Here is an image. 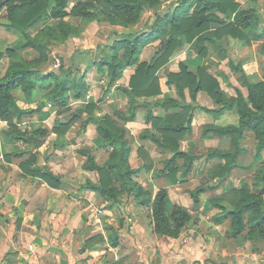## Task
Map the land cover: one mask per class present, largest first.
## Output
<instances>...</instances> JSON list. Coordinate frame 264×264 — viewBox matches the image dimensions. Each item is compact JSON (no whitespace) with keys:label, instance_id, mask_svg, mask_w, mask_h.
Masks as SVG:
<instances>
[{"label":"trees","instance_id":"trees-1","mask_svg":"<svg viewBox=\"0 0 264 264\" xmlns=\"http://www.w3.org/2000/svg\"><path fill=\"white\" fill-rule=\"evenodd\" d=\"M173 6L160 15L154 12V20L149 31H130L128 28L140 21L141 13L149 6L159 8L164 4ZM5 10V23H0L15 34L16 39L0 51V58L6 56L7 65L0 76V120L6 123L4 135L13 142L26 145L12 154H4L9 159L14 156L28 155L20 163L24 173L38 177L52 187H64L68 181L46 163L40 164L38 148L44 143L49 130L44 127H21L19 121L26 116L41 111L43 102H37L34 108L20 107L16 101L15 91L20 89L28 102H33L37 91H43L49 102L60 108H68L71 102L80 100L88 90L85 80L87 70L95 65L100 75L107 79L109 85L130 70L128 86L121 89L129 100L127 113L115 110L97 117L93 109L95 103L75 107L71 118L66 123L52 127L56 134H64L72 123L85 112L87 116L81 121L80 131L88 123L96 125V132L101 138L99 148L106 151L107 157L100 164L89 147H80L77 152L83 156L82 168L95 171L96 183L86 179L81 186L101 195L110 204L118 203L123 196H131L137 205L150 209L153 227L157 233L174 237L189 222L192 213L179 204L172 206L169 215L166 213L167 190L160 187L154 196L146 187L134 179L142 169L149 170L153 162L142 148H138L141 163L131 167L128 158L131 153V139L127 135L125 124L135 119V110L140 105L149 106L145 121H151L157 134L144 132L141 138H149L161 147L172 149L173 154L165 158L159 175L170 183L183 182L192 171L201 154L179 149V141L190 131L192 111L196 108L207 112H221L223 109H234L238 115L237 124L220 126L204 124L202 133H214L229 138V148L209 147L204 159H215L216 162L205 178L189 195L194 203L206 188H215L237 164V158L244 148L241 139L245 130L253 132L256 145L255 153L264 149V76L253 80L245 73L240 63L228 60L233 73L238 74V82L247 89L244 98L236 88L237 96L227 97L221 84L201 66L195 71L181 63L178 72H169L165 85H172L174 98H164L161 102H138V96H151L161 92L157 70L168 61L171 54L181 47L183 40L191 43L197 53L205 56L208 48H218L221 54L224 49L220 43L223 34L244 38L262 39L264 31L259 32L260 18L255 7L241 8L238 0H0V10ZM228 11L233 13L232 20L227 19ZM80 18L84 23L94 20L107 21L110 24L123 26L115 32L116 39L105 49L97 46L96 58L92 49L75 50L71 64L65 66L60 60L58 70H47L54 61L50 56V46L63 43L68 37L78 35L82 25L75 21ZM158 40L151 60H140V54L147 42ZM85 64L79 71L76 60ZM185 88H188L190 101L186 100ZM206 91L212 97L217 108L193 106L198 91ZM161 106L164 109L177 107L179 110L159 127L160 117L152 115V108ZM171 119V120H170ZM46 160L47 157L44 155ZM181 161V162H179ZM223 161V162H221ZM181 164V165H179ZM179 167L181 171L179 172ZM256 176L263 182L261 188L254 190L246 182L238 188L229 190L234 195L233 202L221 203L220 198L211 199L214 207L219 209L214 220L220 222L229 219V235L239 236L245 231L247 239H264V164L256 171ZM256 178V177H255ZM258 180V179H257Z\"/></svg>","mask_w":264,"mask_h":264},{"label":"crops","instance_id":"crops-1","mask_svg":"<svg viewBox=\"0 0 264 264\" xmlns=\"http://www.w3.org/2000/svg\"><path fill=\"white\" fill-rule=\"evenodd\" d=\"M238 1L241 8L252 6L258 10L260 18L258 31H264V0ZM232 17L233 13L228 11L227 19L231 21ZM5 22V10L2 9L0 10V23ZM15 39V34L0 25V51H4L6 45ZM220 43L225 50L224 54H221L218 48L210 46L207 55L210 48L214 53L210 55L213 62L209 64L205 60L206 56L197 53L196 49L191 47V43L183 40L181 47L176 49L168 61L156 72L161 92L151 96H138L136 97L137 101L141 103L161 102L164 98H174L173 86L165 85V81L169 72L179 71L181 63L193 71L204 65L206 72L221 84L227 97L237 96L236 88H238L246 98L247 89L238 82V74L232 72L227 61L232 60L240 63L245 73L253 80L263 79L264 38H249L247 42L244 38L241 39L228 33L223 34ZM92 54L96 58L95 50ZM140 60L145 59L140 58ZM0 61H2L4 71L7 65L6 56H3ZM76 62L84 64L78 59ZM58 64L54 61L47 70L57 71ZM161 71L162 76H160ZM123 76L126 79L121 83L122 81L118 80ZM123 76L112 85L106 82L104 90H101L100 93L94 86V81L85 76L88 90L80 100H75L71 104L80 106L95 103L93 112L97 117H102L115 110L127 113L129 100L121 87L128 86L130 72L123 73ZM14 93L20 107L34 108L37 102L44 104L40 112L23 117L19 121L21 127L41 126L47 129L51 127L50 120H47L49 118H45L46 120H23L47 114L48 105L51 102L47 100L43 91H37L33 102H28L20 89ZM185 94L186 100L190 101L188 88H185ZM193 106L212 109L220 105H217L206 91L200 90L196 94ZM148 108L149 106L146 105L138 106L135 110V119L125 124L127 135L132 144L128 158L129 165L131 167L140 165L141 156L138 153V148H142L146 152V156L153 162L151 169H142L134 176V179L141 182L152 196L160 187L166 188L165 207L168 215L174 204L183 206L192 214V210L196 209L201 221L206 224V234L199 233L197 237H183V246L175 248L173 241H169V238L173 239L174 237L155 231L151 212L147 206L137 205L131 196H125L123 200L127 199L130 203L125 208L130 214L127 212L118 215L117 211H121L118 208L123 203L110 204L101 195L81 186L84 179L96 183L98 177L95 171L82 168L85 158L77 152L80 148L79 144L89 146L95 155L96 162L100 164L108 154L99 148L101 138L96 132L94 123H88L86 128L80 131L81 121L87 116L85 112L81 113V117L65 134L52 132L51 140L45 138L44 143L38 148V154L41 156V161L39 159L38 162L40 164L47 163L54 172L59 173L63 179L67 180L68 184L64 187H52L42 179L24 173L20 163L27 159L28 155L19 157L12 155L9 159L4 157V154H12L18 149L25 148L26 145L9 140L2 130L6 123L0 120V264H193L195 261H199L197 264H221L220 258L225 256V253L231 252L226 251V246L224 247L220 242L223 233L220 227L224 224L227 225L224 231L229 229V219L220 222L214 220L219 209L212 205L211 199L223 197L221 203H228L224 198L225 195L229 194V190L238 188L242 182H246L251 188H255L254 190L261 188L263 182L256 176V171L261 164H264V149L256 154L254 134L250 130H245L241 139V146L244 150L239 154L237 164L215 188H206L200 194L199 202L194 203L189 195V190L196 188L200 184L198 179L206 176L209 169L219 162L215 159L207 161L204 159L207 149L209 147L227 149L230 146L228 137L214 133L203 134L202 127L204 124L220 126L237 124L238 115L234 109L226 108L217 112V115H211L199 108L192 111L190 131L185 133L179 141L178 147L180 150L201 154L202 157L195 163L183 182L172 184L158 173L162 167L161 162L170 157L174 151L155 144L149 138H141V134L144 132L158 135L151 121H145V113ZM178 110L177 107L164 109L158 105L152 108V115L160 117L159 127H164L167 124H176L175 121L169 123L166 116H171ZM40 121V125L36 124ZM44 155L47 157L46 160L43 158ZM244 156L251 158L250 161L242 162L241 158ZM181 168L179 167V172ZM253 175L256 177H254L256 181H253ZM97 208H100L102 213H97ZM144 209L146 212L143 216ZM103 215H105L104 221ZM183 235L181 233L180 237ZM29 244L33 245V251L29 250ZM249 264H264V239H249Z\"/></svg>","mask_w":264,"mask_h":264},{"label":"rangeland","instance_id":"rangeland-1","mask_svg":"<svg viewBox=\"0 0 264 264\" xmlns=\"http://www.w3.org/2000/svg\"><path fill=\"white\" fill-rule=\"evenodd\" d=\"M73 1L74 0H70V2H73ZM172 7L173 6H170L166 3L162 6H160L158 9L154 8L152 5L149 6L147 9H145L141 13L140 21L136 25L128 28V30L138 31V32L149 31V25L154 20V12H158L160 15H162L163 13H165L167 10L171 9ZM75 21L77 23H79L80 25H82V31L78 35H72V36L68 37L60 45L55 43V44H52L50 46V48H51L50 56H51L52 60L56 61L57 63H59L60 60H62V63L65 66H68L71 63V57H72L75 50H79V51H83V50H87V49L95 50V48L97 46H102L105 49H107L108 46L113 42V40L117 36V34L115 32H119V31H122L124 29L123 26L110 24L107 21H101V20H98V21L94 20V21H91L88 23H84L80 18H76ZM13 38H14V36H13ZM148 43H150V44H148ZM148 43L145 45V47L143 48V50L140 54V58L145 59L147 61L151 60L156 48L158 47L159 41L158 40H152V41H149ZM213 53H214L213 49L210 48L209 54L205 55L206 56L205 60L209 64H211V62H213V59H211V57H210V55H212ZM2 58L3 57H1L0 59H2ZM76 65L79 67V71H83L85 69V64L77 63ZM2 71H3L2 61H0V73ZM125 72H130V70L124 71V73ZM164 73H165V71H164ZM162 74L163 73L161 71L160 76H162ZM86 78L92 79L94 81V86L99 90V93L101 92V90H104V87L106 85L107 80L105 79L104 76L100 75V73L97 71V69L94 65H92L87 70ZM102 79H103V81H102ZM125 79H126V77L123 76L118 81L119 82L122 81L121 83H123L125 81ZM160 82H162V81L160 80ZM163 87H164V85H163ZM118 104H120V103H118ZM47 105H48V103L46 104V106ZM76 106H77L76 104L70 103L68 108L67 107L66 108H60V107L56 106L55 104L50 103L48 105V112L45 116L42 115L41 117H38V118L37 117H28V118H24L23 120H46L47 118H49L47 120H50L49 123H51L52 125L50 128H48L49 134H48V136H46V139L51 140V138H52V137H50V135L52 134L51 129L54 126V124L58 125V124L63 123V122L66 123L68 120H70L71 113L75 109ZM208 113L211 115H217V112H208ZM36 124L40 125L41 121H40V123H36ZM72 125H73V123L70 125V127ZM5 127H6V125L3 127V129ZM70 127L68 128V130L70 129ZM66 132H64V134ZM77 135H80V134H77ZM79 147H89V146L79 144ZM250 159L251 158L244 156L241 158V161L242 162H249ZM179 162H181V161H179ZM96 175H97V173H96ZM97 177H98V175H97ZM254 177L255 176L253 175V181L255 180ZM202 178H205V176L200 177L198 179L199 182ZM84 180H83V182H84ZM124 198H125V196H123L122 200L120 201L123 204H121L120 207L118 208L119 210L121 209V211H117L118 215H123V214H126L127 212H129L125 207L128 206L130 203L127 199L124 201L123 200ZM221 198H223V197H221ZM224 198H225V200L227 199V201H229V202H233L235 197L233 194H227V195H225ZM210 209H214V208H210ZM147 211H148V209H147ZM192 211H193V214H192L189 222L185 225L184 228L181 229L180 233L178 235L174 236V238H173L174 240L172 238H169V241L170 240L173 241V246L175 248H178V247L180 248L181 246H183V242H182L183 237L184 238L187 236L197 237L199 235V233L206 234L205 233L206 224H204L201 221V219L198 215L199 212H197L196 209L192 210ZM145 212H146V210L144 209V213H142L143 216H144ZM128 214H130V212ZM104 216L105 215H103V217H102L103 221H104ZM226 226L227 225L223 224L220 227L222 232H223L222 233V239L220 240V242L223 243L224 247L226 246V248H227V249H225L226 251L228 250L231 252H228V254L225 253L226 255L220 258L221 264H249V239H247L245 237V235H244L245 231L242 234H240L239 236L232 237V236H229V232H228L229 229L224 231V228H226ZM181 233L184 234L182 237H180ZM174 252H176V251H174ZM177 252H179V251H177ZM197 263H199V261L193 262V264H197Z\"/></svg>","mask_w":264,"mask_h":264},{"label":"built area","instance_id":"built-area-1","mask_svg":"<svg viewBox=\"0 0 264 264\" xmlns=\"http://www.w3.org/2000/svg\"><path fill=\"white\" fill-rule=\"evenodd\" d=\"M96 212H97V213H102V211H101L100 208H97V209H96ZM28 248H29L30 251H33V249H34L32 244H29V245H28ZM31 253H34V252H31Z\"/></svg>","mask_w":264,"mask_h":264},{"label":"water","instance_id":"water-1","mask_svg":"<svg viewBox=\"0 0 264 264\" xmlns=\"http://www.w3.org/2000/svg\"><path fill=\"white\" fill-rule=\"evenodd\" d=\"M39 156V159H40V161H41V156L40 155H38Z\"/></svg>","mask_w":264,"mask_h":264}]
</instances>
